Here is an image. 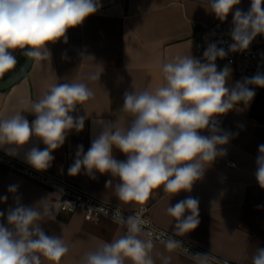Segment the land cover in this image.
I'll return each mask as SVG.
<instances>
[{
  "label": "clouds",
  "instance_id": "9594fccd",
  "mask_svg": "<svg viewBox=\"0 0 264 264\" xmlns=\"http://www.w3.org/2000/svg\"><path fill=\"white\" fill-rule=\"evenodd\" d=\"M241 0H207L210 10L224 21ZM264 0H251L250 9H237L233 16L234 41L229 51H244L259 34H264ZM101 7L99 0H0V79L17 64L15 50L30 60H48L47 47L61 39L67 43V30L83 24ZM227 52L215 43L209 44L201 62L191 55L177 56L163 63L161 72L164 83L154 91H126L121 110L133 116L127 128L117 127V122L96 121L102 131L92 140L86 153L77 148L76 159L68 168L69 176L78 175L82 169L92 178L93 170L110 173L119 178L112 187L114 194L124 204H145L153 190L162 189L172 195L181 191L191 192L195 182L202 179L206 168L218 157L226 155L223 147L230 134L217 127V117L226 114L239 104H248L255 95L249 85L264 88V74L237 82L229 88L227 81L231 68L217 70L215 61ZM92 59L91 57H87ZM100 73L89 80L100 79ZM94 98V92L85 83H58L32 102L27 97L18 101L21 110L0 118V148L5 145L24 146L31 137L40 138L46 148L33 147L26 153V162L39 171L47 170L54 160L52 152L60 148L72 129L80 132L85 116L73 117L77 105H84ZM27 106V107H25ZM22 111L35 114L29 121ZM207 129L210 135L199 134ZM113 147L127 157L118 161L113 157ZM256 158V179L264 188V144L259 146ZM15 156V149L8 151ZM9 193H16L11 185ZM7 197H0L6 201ZM42 200L38 206L26 207L16 199V206L7 210L10 227L0 223V264H42V257L53 264H60L69 249L63 238L49 236L40 227L44 220H55L56 212ZM67 207L71 204L66 202ZM59 208V205H56ZM143 212V209H141ZM189 213L188 215H185ZM166 213L175 219V236L194 231L199 223V201L191 196L168 205ZM5 213L0 212V217ZM116 224L126 229L112 242H102L95 250L85 254L80 264H156L152 253L153 233L146 231L147 221L140 215L126 219L117 210L112 217ZM168 252L181 247L173 236L161 239ZM196 264H212L210 254H196ZM161 264H170L171 256L160 254ZM227 264V262H225ZM251 264H264V248H257Z\"/></svg>",
  "mask_w": 264,
  "mask_h": 264
},
{
  "label": "crops",
  "instance_id": "0c3cea01",
  "mask_svg": "<svg viewBox=\"0 0 264 264\" xmlns=\"http://www.w3.org/2000/svg\"><path fill=\"white\" fill-rule=\"evenodd\" d=\"M101 7L86 18L82 25L67 30V43L61 39L47 45L51 56L48 60L36 61L26 77L11 89L0 92V118L21 110L18 101L22 97L36 102L49 86L58 83H85L93 92L94 98L84 105H77L73 117L85 116L82 131L72 129L64 144L54 150V160L44 173L62 175L81 186L92 196L121 209L132 211L140 207L148 208L149 218L158 227L175 235V219L166 213L168 205L191 196L199 201L198 227L184 236H178L235 264H251V257L257 248H264V188L256 179V158L259 146L264 144V122L251 118V108L239 104L233 110L219 117L217 125L230 134L228 144L223 147L226 155L218 157L209 165L202 179L194 183L191 192L181 191L172 195L162 189L153 190L145 204L126 205L114 194L106 181L113 186L119 183L118 177L110 173L101 174L93 170L92 179L84 169L76 176L68 175V168L76 159L78 146L86 153L91 142L102 131L96 121L117 122V127L127 128L133 119L132 114L123 112V97L126 91L149 90L164 83L161 68L163 63L177 56L191 55L205 62L195 48V36L205 27L220 21L214 13L206 10L207 0H99ZM251 0H241L224 21L233 19L237 9L247 12ZM264 7V5H262ZM16 67L0 79L3 81L15 69H20L25 57L21 50L13 53ZM87 57H91L89 59ZM227 81L231 89L238 81L234 66ZM224 67L217 69L222 70ZM100 73L99 80H89V76ZM27 107V106H25ZM29 124L35 120L34 113L22 111ZM201 135L208 136L205 129ZM33 147L40 150L46 145L38 137H31L28 144L20 147L5 145L0 151L9 155L15 149L16 155H9L22 163L26 153ZM113 157L118 161L126 155L113 147ZM229 163H234L230 167ZM32 167V166H31ZM11 185L17 186L16 193H9ZM0 223L7 227L6 214L16 206V199L26 207H35L47 199L56 212L55 220H44L40 227L45 234L63 238L68 253L60 264H80L86 253L95 250L102 242H112L123 235L118 224L104 220L100 223L84 221L81 212L62 213L56 208L58 195L44 187L25 180L0 167ZM189 213L186 212L185 215ZM156 264H161L160 254L171 256L170 264H196L165 247L154 244L152 250ZM42 264H53L45 258ZM126 264L130 262L126 261Z\"/></svg>",
  "mask_w": 264,
  "mask_h": 264
},
{
  "label": "built area",
  "instance_id": "2783aa9c",
  "mask_svg": "<svg viewBox=\"0 0 264 264\" xmlns=\"http://www.w3.org/2000/svg\"><path fill=\"white\" fill-rule=\"evenodd\" d=\"M233 28V19L223 22L218 21L205 27L204 31L195 36V48L204 61L205 59L203 53L209 44L215 43L218 48H223L227 52V55L223 59L217 58L215 61L217 69L225 66H234L238 74V81L242 83L245 78H251L257 73L264 74V34L257 35L249 45L248 49L244 51L231 52L229 51V46L234 43L231 38V31ZM261 90L264 91V88L254 86L255 95L248 105H246L247 107H251L255 96ZM219 123L220 119L217 118V125ZM229 166L234 167L235 164L229 163ZM0 167L25 180L55 192L59 197L58 209L62 213L73 214L81 212L84 221L89 223H100L104 220L114 222L112 217L117 210L121 212L125 219L131 215H140L142 219L147 221L145 230H150L153 233L154 244L164 247V245L160 243L161 239H167L168 236H173L174 239L180 241L181 247H178L172 252L193 261L194 263H196L194 255L199 253L210 254L212 264H225V262H227V264H235L210 253L188 240L175 236L174 234L158 227L149 218L148 208L146 207H140L139 209L132 211L121 209L92 196L87 190L69 181L62 175H50L44 173L43 171L36 170L35 168L22 163L21 161H18L1 151ZM66 202L70 203L72 208L67 207ZM141 209H143V212H141ZM119 226L122 227L123 233L126 232L123 225Z\"/></svg>",
  "mask_w": 264,
  "mask_h": 264
},
{
  "label": "water",
  "instance_id": "95a60500",
  "mask_svg": "<svg viewBox=\"0 0 264 264\" xmlns=\"http://www.w3.org/2000/svg\"><path fill=\"white\" fill-rule=\"evenodd\" d=\"M34 59L30 60V58L25 57L24 63L20 67V69L11 77L0 81V92H5L11 89L13 86L18 84L20 81H22L26 75L29 73L32 65H33ZM250 88L254 91V85H249ZM241 105L246 106L248 104ZM251 118L258 120L260 122H264V91L261 90L259 93L255 96L254 101L251 105Z\"/></svg>",
  "mask_w": 264,
  "mask_h": 264
},
{
  "label": "trees",
  "instance_id": "16d2710c",
  "mask_svg": "<svg viewBox=\"0 0 264 264\" xmlns=\"http://www.w3.org/2000/svg\"><path fill=\"white\" fill-rule=\"evenodd\" d=\"M23 62V61H22ZM22 62H21V64H20V66L22 65ZM17 72V69H15L8 77H6V78H9V77H11V76H13L15 73Z\"/></svg>",
  "mask_w": 264,
  "mask_h": 264
}]
</instances>
